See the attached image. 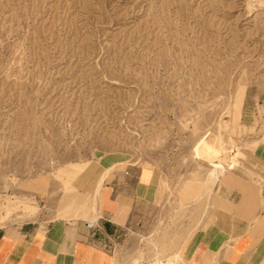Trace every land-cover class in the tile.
Wrapping results in <instances>:
<instances>
[{
	"label": "rangeland",
	"instance_id": "obj_1",
	"mask_svg": "<svg viewBox=\"0 0 264 264\" xmlns=\"http://www.w3.org/2000/svg\"><path fill=\"white\" fill-rule=\"evenodd\" d=\"M131 164L159 173L137 264H194L224 189L264 213V0H0L3 224L87 217L81 172Z\"/></svg>",
	"mask_w": 264,
	"mask_h": 264
},
{
	"label": "crops",
	"instance_id": "obj_2",
	"mask_svg": "<svg viewBox=\"0 0 264 264\" xmlns=\"http://www.w3.org/2000/svg\"><path fill=\"white\" fill-rule=\"evenodd\" d=\"M106 166L88 167L78 177L79 192L92 197L87 217L39 215L22 224H3L1 218L0 264H137L140 249L131 232L159 198V173L135 164L124 169ZM214 202L212 216L193 240L192 262L263 264L264 238H259L253 219L260 220L264 213L234 190H222Z\"/></svg>",
	"mask_w": 264,
	"mask_h": 264
},
{
	"label": "bare ground",
	"instance_id": "obj_3",
	"mask_svg": "<svg viewBox=\"0 0 264 264\" xmlns=\"http://www.w3.org/2000/svg\"><path fill=\"white\" fill-rule=\"evenodd\" d=\"M219 148L215 147L209 140L206 138H201L197 144L195 145V155L197 157H202L204 154L209 157V162L211 168L208 172L207 176V184L212 185L215 181L219 178L221 174H224L226 170V164L224 161L219 157L218 152ZM235 162L229 163L228 167H234ZM101 186V180L99 181L98 187Z\"/></svg>",
	"mask_w": 264,
	"mask_h": 264
},
{
	"label": "built area",
	"instance_id": "obj_4",
	"mask_svg": "<svg viewBox=\"0 0 264 264\" xmlns=\"http://www.w3.org/2000/svg\"><path fill=\"white\" fill-rule=\"evenodd\" d=\"M87 224L89 226H94V223L91 221H88ZM148 264H173L168 258L162 257V258H157L149 262Z\"/></svg>",
	"mask_w": 264,
	"mask_h": 264
}]
</instances>
